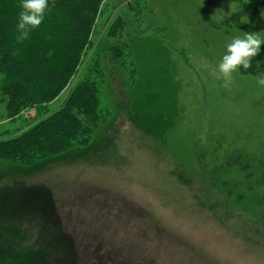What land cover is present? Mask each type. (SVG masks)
<instances>
[{"label": "rangeland", "instance_id": "obj_1", "mask_svg": "<svg viewBox=\"0 0 264 264\" xmlns=\"http://www.w3.org/2000/svg\"><path fill=\"white\" fill-rule=\"evenodd\" d=\"M102 6L92 40L120 16L138 82L123 111L103 96L88 145L0 159V264H264V73L217 79L232 39H264V14L242 29L226 21L238 0ZM37 117L0 99V139Z\"/></svg>", "mask_w": 264, "mask_h": 264}, {"label": "trees", "instance_id": "obj_2", "mask_svg": "<svg viewBox=\"0 0 264 264\" xmlns=\"http://www.w3.org/2000/svg\"><path fill=\"white\" fill-rule=\"evenodd\" d=\"M55 3L29 38L17 43L21 0H0V99L12 116L31 109L38 116L17 135L0 139V159L13 163L32 166L88 145L106 116L103 96H113L123 111L138 82L133 45L123 39L125 22L120 16L95 45L92 36L103 0ZM262 14L264 0H238L237 11L226 21L246 29L251 27L243 24L244 17ZM251 63L248 70L240 67L243 74L264 73V56L258 54ZM75 78L67 97L51 107Z\"/></svg>", "mask_w": 264, "mask_h": 264}, {"label": "clouds", "instance_id": "obj_3", "mask_svg": "<svg viewBox=\"0 0 264 264\" xmlns=\"http://www.w3.org/2000/svg\"><path fill=\"white\" fill-rule=\"evenodd\" d=\"M55 0H21L19 7L22 9L16 24L17 43H23L29 38L31 31L37 29L45 19L46 13H51L55 8ZM264 45V39L259 32H246L243 37L232 39L227 45V54L218 65L217 79H223V87L228 88L233 83V73L238 72L242 66L248 70L252 66V59L257 57ZM53 55L52 52L48 53ZM257 83L264 86V76L258 77Z\"/></svg>", "mask_w": 264, "mask_h": 264}]
</instances>
